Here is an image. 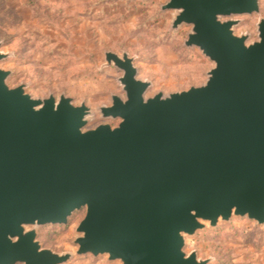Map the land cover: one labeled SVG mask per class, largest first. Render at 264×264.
Segmentation results:
<instances>
[{
  "label": "water",
  "instance_id": "obj_1",
  "mask_svg": "<svg viewBox=\"0 0 264 264\" xmlns=\"http://www.w3.org/2000/svg\"><path fill=\"white\" fill-rule=\"evenodd\" d=\"M162 9L176 11L173 29L192 27L185 45L214 67L201 86L146 98L134 60L106 53L126 95L100 108L115 127L86 129V104L34 98L0 68V264L68 263L38 229L81 210L75 254L122 264H209L184 251L187 236L234 217L264 226V19L251 44L232 19L259 13V0Z\"/></svg>",
  "mask_w": 264,
  "mask_h": 264
},
{
  "label": "rangeland",
  "instance_id": "obj_2",
  "mask_svg": "<svg viewBox=\"0 0 264 264\" xmlns=\"http://www.w3.org/2000/svg\"><path fill=\"white\" fill-rule=\"evenodd\" d=\"M169 0H0V51L7 58L0 68L11 71L7 83L21 84L34 98L65 95L74 105L91 108L86 129L102 124L100 108L111 106L112 96L126 98L119 79L123 72L106 62V53L134 60L137 78L150 82L146 98L169 95L206 83L214 64L185 41L192 27L172 28L176 11L163 10ZM259 13L233 17L236 35L259 40ZM85 210L75 212L68 225L38 229L42 246L56 253H72L66 264H122L107 256H77L76 228ZM184 251L209 264H264V226L234 217L185 238Z\"/></svg>",
  "mask_w": 264,
  "mask_h": 264
}]
</instances>
